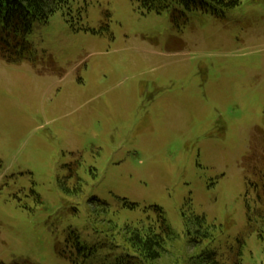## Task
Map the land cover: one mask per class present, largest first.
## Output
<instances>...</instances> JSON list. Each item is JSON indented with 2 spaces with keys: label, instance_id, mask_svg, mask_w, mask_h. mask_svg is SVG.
Here are the masks:
<instances>
[{
  "label": "rangeland",
  "instance_id": "1",
  "mask_svg": "<svg viewBox=\"0 0 264 264\" xmlns=\"http://www.w3.org/2000/svg\"><path fill=\"white\" fill-rule=\"evenodd\" d=\"M239 1L173 19L70 0L33 23L35 64L0 58V264H111L126 226H159L155 206L172 230L156 264L229 262L237 239L243 264H264L247 221L264 183V0ZM69 239L85 246L64 248L73 259L56 251Z\"/></svg>",
  "mask_w": 264,
  "mask_h": 264
},
{
  "label": "trees",
  "instance_id": "2",
  "mask_svg": "<svg viewBox=\"0 0 264 264\" xmlns=\"http://www.w3.org/2000/svg\"><path fill=\"white\" fill-rule=\"evenodd\" d=\"M140 3L142 8L147 11L157 13L170 9L173 19L186 17L187 13L200 11L209 13L217 17L225 16L226 12L236 7L239 0H133ZM70 0H0V58L7 63L19 64L25 60L35 64L37 58L34 56V50L28 40L34 22L45 23L51 15L58 10L65 8ZM254 186L256 189L255 199L257 206L248 214L247 221L251 230L255 229L256 236L263 242L264 252V183L262 179ZM125 206L134 208V203L122 200ZM158 211L159 226L148 224L147 226L124 228L127 233L126 242H128L129 251L121 252L116 255L111 264H156L165 253L164 236H170L172 230L163 216L160 207L155 206ZM257 219V226H250L252 221ZM74 243L77 250L85 249L79 242H72L70 239L65 241V247L57 242L56 251L58 254L73 259L72 253L64 248H69L68 244ZM243 239H237L234 248L230 250L229 256L233 253V259L229 262L219 261L215 252L204 251L197 256L196 261L190 264H243L242 247ZM71 253V254H70ZM75 255V254H74Z\"/></svg>",
  "mask_w": 264,
  "mask_h": 264
}]
</instances>
